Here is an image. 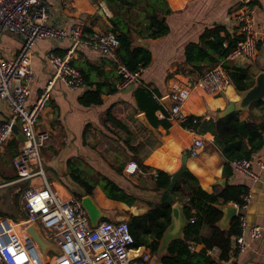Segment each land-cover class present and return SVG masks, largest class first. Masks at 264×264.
<instances>
[{"label": "crops", "instance_id": "crops-1", "mask_svg": "<svg viewBox=\"0 0 264 264\" xmlns=\"http://www.w3.org/2000/svg\"><path fill=\"white\" fill-rule=\"evenodd\" d=\"M52 7L50 21L71 26L75 22H81L92 30L105 31L108 28V18L113 15L105 0H46ZM173 13L168 16L170 32L158 39L145 40L152 52V62L142 70L141 81L148 84L152 89H157L161 98L166 99L171 90H179L187 94L185 111L187 113L202 115L212 112L217 115L223 110L229 101H239L240 92L230 84L226 93L212 95L204 92L195 85L198 77L204 71L196 70L192 65L186 64L185 48L190 42L199 41L200 35L208 27L224 26L234 38L235 21L234 11L241 3V0H168ZM257 9L258 26L264 30V0H253ZM23 37L16 33L4 32L0 39V53L6 59L16 56L23 44ZM139 39L135 44H138ZM141 44V43H140ZM71 44L68 40L40 39L35 44L30 62L34 72V82L31 86V94L28 98V105H32L43 89L52 81L55 68L46 58L48 52L52 51L57 55L65 56ZM228 46V41L224 42ZM71 62L89 75V82L78 90L69 89L61 80L52 83L50 99L45 105L39 118V130L48 131L50 139L42 153L47 158L48 174L51 177L49 182L59 193L67 196H75V193H82L84 190L78 183V187L72 186L64 177L57 176V173L67 172L71 161L81 160L83 166H92L99 177H108L125 189L133 191L137 186L139 191L135 194L140 199L133 206L125 202L108 198L101 185L93 191V198L99 207L110 218L108 220L118 221L125 215H138L149 209L147 201L161 200L163 193L154 191L157 170L174 173L181 167L185 152L184 148L174 137L171 136V128L154 127L148 120L145 112L136 110L134 90L125 91L120 86V77L117 74L116 66L106 55L98 52L89 46H79L71 56ZM231 65L241 68H249L253 75L254 83L256 76L264 72V41L260 46L258 57L253 62L229 61ZM104 83L106 87L115 86L118 91L115 93L103 94V104L86 107L79 100L85 92L96 89L97 83ZM93 83V84H91ZM116 104L114 115L121 119L129 128V132L120 130L123 145L128 149L129 155L122 157L120 154L115 164H110L111 158L102 153L104 148L96 146L97 141L105 130L103 118L107 109ZM165 103V102H164ZM165 108H170L165 103ZM135 106V108H134ZM162 111H157L161 118ZM163 114V113H162ZM241 120L260 122L264 120V105L258 102L252 103L247 109L239 111ZM11 119V111L7 103L0 100V123ZM22 131L20 123H15ZM110 126V125H109ZM143 127L140 137L134 129ZM113 129V128H112ZM119 132V131H118ZM190 132L193 137L196 133ZM164 134V135H163ZM205 138V146L199 156H189L186 161L187 170H190L199 181L201 187L208 192H213L222 185L218 179H226L231 184H246L249 186V201L242 210L249 224H258L264 228V147L259 153L252 155V170L257 173V179H252L243 173L237 172L233 163L231 174L227 178L223 174L225 159L214 145V135L210 132L202 135ZM129 141V143L127 142ZM24 141L14 137L0 147V175L2 186L0 187V218H6L19 230L23 229L25 214L22 210V195L30 187L36 186L40 181H19L16 170L13 167V159L18 154L19 148ZM125 142V143H124ZM135 150H133V148ZM251 146L247 140L242 149ZM234 150L237 152L238 150ZM49 151V152H47ZM116 158V159H117ZM43 163L44 158L42 156ZM115 159V160H116ZM132 165L136 167L133 169ZM146 167H149L148 169ZM145 169L146 171H144ZM141 174L142 177L134 179ZM134 175V176H133ZM61 177V178H60ZM94 178V175H90ZM125 178L129 179L127 181ZM142 185H139L141 184ZM22 185V186H20ZM133 185V187H132ZM21 197V198H20ZM81 197H84L82 195ZM177 203V202H175ZM236 205V204H234ZM241 210H238V214ZM129 220V219H128ZM210 228L205 226L202 235L209 236ZM200 246H196L199 249ZM144 249V248H143ZM145 250V249H144ZM220 251L214 249L212 255L218 259ZM159 255L151 256L149 261L133 264H161ZM221 264H264V234L256 240L249 242L244 251L235 253L226 262Z\"/></svg>", "mask_w": 264, "mask_h": 264}, {"label": "built area", "instance_id": "built-area-1", "mask_svg": "<svg viewBox=\"0 0 264 264\" xmlns=\"http://www.w3.org/2000/svg\"><path fill=\"white\" fill-rule=\"evenodd\" d=\"M51 11L52 7L46 0H0V39L4 32L16 33L24 39L14 58L6 59L0 53V100L7 103L11 111V119L0 123V147L14 137L13 125L20 123L25 141L13 159V167L19 181H40L22 195V210L25 214L22 230L15 228L8 219L0 218V264H133L134 261H149L151 257L144 247H133L134 237L127 219H101L93 227L82 204L83 197H65L47 178L42 149L50 139V133L38 129L39 118L50 99L55 80H61L71 90H78L85 85L83 73L71 62L75 49L85 45L109 57L121 78L122 89L131 84L139 85L142 72L130 70L119 55L120 39L116 33L88 31L81 22H75L71 26L52 22ZM233 19L235 41L227 60L253 62L264 41V30L258 26L257 9L253 0H241ZM47 38L68 40L71 46L65 56L52 51L47 53L46 58L55 68L53 79L34 103L28 105L34 82L30 56L37 41ZM230 84L227 70L222 65L205 71L195 82L204 92L215 96L225 94ZM154 97L166 106L163 98L157 94ZM168 97L173 103L169 109L170 119L180 125L187 113V94L171 90ZM160 116L164 118V114L161 113ZM188 131L195 133L193 130ZM205 143L202 135L195 134L187 148L188 153L193 157L199 156ZM232 163L237 172L257 179V173L252 170L251 159L244 158ZM132 167L136 169L134 165ZM249 198L248 194L245 205ZM238 210L240 211L239 207ZM32 223L39 225L44 237L59 252L49 249L47 259L43 258L35 241L25 233V228ZM240 226V234L234 237L236 253L244 251L249 242L260 239L264 234V228L258 224H249L242 212ZM50 253L55 255L52 257Z\"/></svg>", "mask_w": 264, "mask_h": 264}, {"label": "trees", "instance_id": "trees-1", "mask_svg": "<svg viewBox=\"0 0 264 264\" xmlns=\"http://www.w3.org/2000/svg\"><path fill=\"white\" fill-rule=\"evenodd\" d=\"M105 2L113 13L108 18L109 25L105 31L118 35L119 55L130 70L145 69L152 62V52L140 43H135L138 39H158L169 34L168 16L173 13L169 1L105 0ZM87 30L90 31L88 27ZM225 41H228V46H224ZM234 41L226 27H208L200 35L199 41L186 45L185 63L201 72L222 65L227 70L231 84L239 92L245 91L254 85V79L249 68L236 67L227 60ZM81 72L84 81L88 83V73L82 69ZM117 91V87L107 88L104 83L99 82L96 84V89L85 92L79 102L86 107L102 105L103 94ZM154 94L160 96L157 89H152L141 81L134 90L136 110L145 112L154 127L168 130L173 125L170 119L171 112L155 99ZM258 103L264 105V101ZM116 104L107 109L103 125L109 131L112 128H118L129 132L127 125L114 115L113 110ZM157 111H162L164 118H159ZM180 126L186 130H193L197 135L208 132L214 135V145L225 159L223 174L227 178L231 174L230 166L233 161L252 159V155L259 153L264 147V120L260 122L241 120L237 111L223 118H218L212 112L202 115L185 113L184 121L180 123ZM246 140L251 147L242 149ZM127 142L129 143L128 140ZM234 147L238 150L237 152ZM132 148L135 150L134 147ZM73 175L78 185L84 190L74 195L77 197L93 195L97 184L79 174ZM173 175L174 173L157 170L156 175L152 176L155 180L154 191L160 194L167 190ZM103 182L104 184L100 185L108 198L125 202L129 206L135 205L140 199L135 192L144 191L133 185V191L127 190L108 177H102ZM171 194L174 202L149 200L147 201L149 209L145 213L130 216L128 222L134 237L133 247H144L150 257L156 255L163 234L171 223L172 207L175 202H179L184 207L189 223L184 227L183 237L170 242L167 251L160 257L161 264H221L230 260L236 253L234 237L241 232L240 214L245 205V197L249 194V186L227 182L220 189L215 188L213 192H208L201 187L198 178L190 170H186L177 178ZM228 204L238 205L241 212L230 221L227 229H223L218 222L223 218L224 213L218 205ZM205 226L210 228L209 236L202 235V229ZM196 246H200L199 249H196ZM214 249L220 251L218 259L212 255Z\"/></svg>", "mask_w": 264, "mask_h": 264}, {"label": "water", "instance_id": "water-1", "mask_svg": "<svg viewBox=\"0 0 264 264\" xmlns=\"http://www.w3.org/2000/svg\"><path fill=\"white\" fill-rule=\"evenodd\" d=\"M139 42L144 47H148L149 45L148 42L143 39H139ZM135 86V84H131L125 88V91H131L135 88ZM240 97L241 98L239 101H229L226 107L217 113V117L223 118L235 111L239 112L247 109L254 102L264 101V72H261L256 76L255 83L252 87L240 92ZM164 102L170 109L172 108L173 103L171 102L169 97L164 99ZM13 131L19 140L25 141V136L17 124L13 125ZM187 158L188 154L187 152H185L181 167L175 172L172 177L170 186L162 194V202H174V197L171 194V190L175 186L177 178L187 170ZM218 183L222 186H225L227 182L226 179L223 178L218 179ZM82 204L89 215V219L93 227L97 226L101 219H110L106 215V213L99 207L92 195H84V197L82 198ZM218 207L222 209L224 213L223 218L218 222V225L223 229H227L229 227L230 221L238 215V207L234 204L218 205ZM188 223L189 221L186 218L183 205L179 202L175 203L172 207L171 223L163 234L159 249L157 251V255L162 257L167 251V248L171 241L183 237L184 227ZM25 233L31 236L35 241L37 248L40 250L44 259H47V251L49 249L59 252V250L44 237L37 223L28 225L25 228Z\"/></svg>", "mask_w": 264, "mask_h": 264}, {"label": "rangeland", "instance_id": "rangeland-1", "mask_svg": "<svg viewBox=\"0 0 264 264\" xmlns=\"http://www.w3.org/2000/svg\"><path fill=\"white\" fill-rule=\"evenodd\" d=\"M209 70V69H208ZM207 71V70H206ZM143 130V132H146V130L141 126L137 129H134V133L135 135H137V137L135 139L132 138V141H136L137 138L140 137V132ZM119 131V132H118ZM102 132V136L101 138L97 141L96 146L101 145L104 150L102 153H105L108 155V157L111 158V161H108L110 164H115V162L117 163L118 159V155L120 154L122 157H125L126 155H129V152L127 148L124 147V145L122 144V137L119 136L120 134V130L118 128H113L110 131L106 128L105 130L101 131ZM164 135V134H163ZM125 143V142H124ZM49 152V151H47ZM45 153H42V156L44 158V167H45V171L48 174V167L46 165L47 163V158L45 159ZM117 158V159H116ZM116 159V160H115ZM83 162L81 160H76V161H72L69 164V167L67 169V172L63 175V172H59L57 173V176H61L64 177V179L69 182L72 186L74 187H78L77 182L74 178V173L79 174L80 176H82L83 178L90 180L93 183H99V177L97 176V173L95 172V169L92 166H83L82 165ZM144 171H146L145 169H143ZM90 175H94L95 179L90 178ZM136 176L134 177V179H139L142 177L141 174L138 173L135 174ZM134 176V175H133ZM60 177V178H61ZM48 178L51 181V177L48 174ZM127 181H130L129 179L125 178ZM105 182V181H104ZM104 182L102 183V178L100 180L99 184H104ZM101 185V187H102ZM139 185H142L139 184ZM22 186V185H20ZM220 189V188H219ZM21 198V197H20ZM131 215L127 214L125 215V217L121 218V219H129ZM50 255L53 257L55 254L54 253H50Z\"/></svg>", "mask_w": 264, "mask_h": 264}, {"label": "bare ground", "instance_id": "bare-ground-1", "mask_svg": "<svg viewBox=\"0 0 264 264\" xmlns=\"http://www.w3.org/2000/svg\"><path fill=\"white\" fill-rule=\"evenodd\" d=\"M171 136L174 137L184 148H187L193 139V135L190 132L181 129L177 125H174L171 128ZM14 227L18 228L20 225L17 224Z\"/></svg>", "mask_w": 264, "mask_h": 264}]
</instances>
